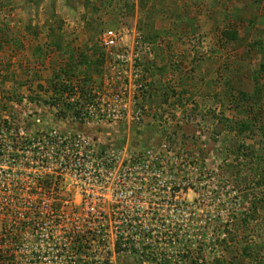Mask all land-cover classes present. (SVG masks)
Wrapping results in <instances>:
<instances>
[{"label": "rangeland", "instance_id": "rangeland-1", "mask_svg": "<svg viewBox=\"0 0 264 264\" xmlns=\"http://www.w3.org/2000/svg\"><path fill=\"white\" fill-rule=\"evenodd\" d=\"M0 264H264V0H0Z\"/></svg>", "mask_w": 264, "mask_h": 264}, {"label": "built area", "instance_id": "built-area-1", "mask_svg": "<svg viewBox=\"0 0 264 264\" xmlns=\"http://www.w3.org/2000/svg\"><path fill=\"white\" fill-rule=\"evenodd\" d=\"M117 40V35H115L114 32L109 31L103 35L102 44L104 47L110 50L117 46Z\"/></svg>", "mask_w": 264, "mask_h": 264}, {"label": "trees", "instance_id": "trees-1", "mask_svg": "<svg viewBox=\"0 0 264 264\" xmlns=\"http://www.w3.org/2000/svg\"><path fill=\"white\" fill-rule=\"evenodd\" d=\"M93 235H94V233H93ZM120 242L121 241H117L116 243H115V252L116 253H121L122 251H121V244H120Z\"/></svg>", "mask_w": 264, "mask_h": 264}]
</instances>
